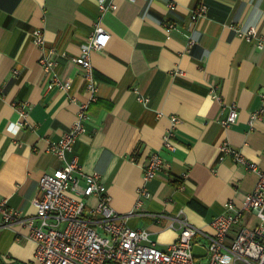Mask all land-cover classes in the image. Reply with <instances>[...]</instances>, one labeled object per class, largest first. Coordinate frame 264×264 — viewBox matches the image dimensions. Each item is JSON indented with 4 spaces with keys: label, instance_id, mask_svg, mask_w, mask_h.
Wrapping results in <instances>:
<instances>
[{
    "label": "crops",
    "instance_id": "crops-1",
    "mask_svg": "<svg viewBox=\"0 0 264 264\" xmlns=\"http://www.w3.org/2000/svg\"><path fill=\"white\" fill-rule=\"evenodd\" d=\"M114 1L117 10L101 13L98 0H0V202L20 215L36 213L40 178L63 166L49 145L70 129L86 103L85 132L67 159L76 157L85 172L100 174L112 207L122 215L134 209L137 191L145 186L150 197L128 222L149 230L166 249L177 240L181 220L210 235V222L224 204L234 200L241 206L254 190L257 175L229 157L221 161V144L229 143L264 170V113L248 124L264 108V45L230 29L251 26L264 37V0ZM201 2L209 6L208 17L192 23ZM164 19L176 26L169 36ZM98 23L111 39L91 58L96 100L68 60L57 73L71 82L70 91L47 89L32 32L42 30L47 48L75 57ZM189 36L196 43L187 51ZM215 85L222 103L211 97ZM24 102L30 106L28 125L17 110ZM233 103L239 118L224 128L218 120ZM173 116L180 122L176 150L169 151L163 135ZM156 152L170 170L143 183V167ZM86 202L95 206L98 199ZM158 215L166 217L158 222ZM196 241L207 243L203 236ZM35 249L28 228L0 227L1 264L29 262Z\"/></svg>",
    "mask_w": 264,
    "mask_h": 264
},
{
    "label": "built area",
    "instance_id": "built-area-1",
    "mask_svg": "<svg viewBox=\"0 0 264 264\" xmlns=\"http://www.w3.org/2000/svg\"><path fill=\"white\" fill-rule=\"evenodd\" d=\"M98 6L101 13L118 8L114 0H98ZM168 7L174 10L176 4L170 2ZM208 11L209 6L201 2L192 11L191 22L206 19ZM161 25L168 36L176 28L167 19ZM230 29L243 40H257L258 47H263L264 37L254 27L232 24ZM31 37L42 52L39 63L48 78L47 89L56 87L61 91H70L71 82L57 73L62 61L68 60L78 66L90 99L96 100L99 87L94 79L91 58L94 52L105 50L111 39L110 33L101 23L96 24L93 34L85 40L79 55L75 57L47 48L45 36L40 29H35ZM195 43L196 40L189 36L186 50L190 51ZM176 72L183 74L180 70ZM14 73L18 74L19 71L15 70ZM210 94L213 99L222 103L219 85L211 87ZM261 96L264 99V94ZM263 109L251 114L248 123L250 127L261 119ZM17 110L20 120L28 125V103L20 104ZM86 110L87 104H81L77 119L70 129L58 141L49 145V151L63 161V166L40 178L39 192L33 202L36 213L30 216L20 215L7 206L6 200L0 202V227L13 228L19 224L28 228L29 239L36 246L31 261L12 264H264V170L256 163L229 143L221 144L218 147L221 161L229 157L234 163L243 165L257 175L254 190L247 194L241 206L234 200H228L224 204L223 212L210 222L213 231L210 235L186 220H181L177 240L163 249L152 239L149 230L133 228L128 222L135 211L141 209L143 200L150 197L145 186L137 191L134 209L122 215L112 207L111 196L101 182L100 174L85 172L76 157L67 159V154L73 151L78 137L85 132V122L88 119ZM238 118V107L233 103L227 117L220 118L218 122L222 127L228 128ZM179 122L177 116L171 118V126L163 135L165 150H176L174 137ZM166 170H170V164L160 153L151 154L143 167V183ZM91 196L98 199L95 206L87 205L86 198ZM163 217L166 216L158 215L156 220L160 222ZM198 236H203L207 243L196 241ZM194 245L204 247L206 256L196 258L193 255Z\"/></svg>",
    "mask_w": 264,
    "mask_h": 264
},
{
    "label": "water",
    "instance_id": "water-1",
    "mask_svg": "<svg viewBox=\"0 0 264 264\" xmlns=\"http://www.w3.org/2000/svg\"><path fill=\"white\" fill-rule=\"evenodd\" d=\"M206 254H207V252H206L204 247H202L200 245H194V247H193V255L196 258L204 257V256H206Z\"/></svg>",
    "mask_w": 264,
    "mask_h": 264
},
{
    "label": "trees",
    "instance_id": "trees-1",
    "mask_svg": "<svg viewBox=\"0 0 264 264\" xmlns=\"http://www.w3.org/2000/svg\"><path fill=\"white\" fill-rule=\"evenodd\" d=\"M0 264H1V262H0ZM108 264H114V263H112V262H109Z\"/></svg>",
    "mask_w": 264,
    "mask_h": 264
},
{
    "label": "rangeland",
    "instance_id": "rangeland-1",
    "mask_svg": "<svg viewBox=\"0 0 264 264\" xmlns=\"http://www.w3.org/2000/svg\"><path fill=\"white\" fill-rule=\"evenodd\" d=\"M203 261H205V260H203Z\"/></svg>",
    "mask_w": 264,
    "mask_h": 264
}]
</instances>
